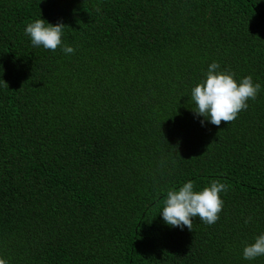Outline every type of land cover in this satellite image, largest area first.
I'll list each match as a JSON object with an SVG mask.
<instances>
[{"label": "trees", "instance_id": "16d2710c", "mask_svg": "<svg viewBox=\"0 0 264 264\" xmlns=\"http://www.w3.org/2000/svg\"><path fill=\"white\" fill-rule=\"evenodd\" d=\"M39 18L73 54L31 44ZM212 62L261 85L219 127L191 99ZM212 180L215 224L164 222L169 189ZM261 234L264 0H0V258L264 264L243 258Z\"/></svg>", "mask_w": 264, "mask_h": 264}, {"label": "clouds", "instance_id": "9594fccd", "mask_svg": "<svg viewBox=\"0 0 264 264\" xmlns=\"http://www.w3.org/2000/svg\"><path fill=\"white\" fill-rule=\"evenodd\" d=\"M99 11V9H97ZM62 22L55 26L39 18L28 23L25 34L30 37L34 47L42 46L46 50L55 51L58 48L65 54H73L75 49L63 44L62 36L65 29ZM220 65L212 62L205 78L191 89V99L195 103L194 113L198 117H204L201 121L210 122L219 127L222 122L229 124L237 119L242 110H247L248 101L255 100L261 85L254 83L251 75L237 82L234 74L228 70L220 71ZM3 83L7 86L6 82ZM228 186L220 180H212L209 186L200 191L194 190V183L188 181L177 189L167 191L163 201L162 215L164 222L175 228L187 227L192 231L193 218L207 224H215L219 219V213L223 209V200L220 193L226 192ZM251 217L245 221L248 223ZM264 256V234L255 237L254 242L246 244L243 248V258L254 260ZM0 264H7L0 258Z\"/></svg>", "mask_w": 264, "mask_h": 264}]
</instances>
